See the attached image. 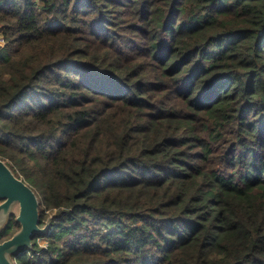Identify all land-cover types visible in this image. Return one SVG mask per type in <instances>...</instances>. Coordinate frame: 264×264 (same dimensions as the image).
<instances>
[{"label": "trees", "instance_id": "trees-1", "mask_svg": "<svg viewBox=\"0 0 264 264\" xmlns=\"http://www.w3.org/2000/svg\"><path fill=\"white\" fill-rule=\"evenodd\" d=\"M0 32V158L56 213L16 264H264V0H0Z\"/></svg>", "mask_w": 264, "mask_h": 264}, {"label": "water", "instance_id": "water-1", "mask_svg": "<svg viewBox=\"0 0 264 264\" xmlns=\"http://www.w3.org/2000/svg\"><path fill=\"white\" fill-rule=\"evenodd\" d=\"M18 212L15 213V207ZM40 200L38 194L23 178L14 174L0 158V231L11 215H15L19 229L0 243V264H16V258L24 248H32L36 234L44 233L50 226V218L39 224Z\"/></svg>", "mask_w": 264, "mask_h": 264}, {"label": "built area", "instance_id": "built-area-1", "mask_svg": "<svg viewBox=\"0 0 264 264\" xmlns=\"http://www.w3.org/2000/svg\"><path fill=\"white\" fill-rule=\"evenodd\" d=\"M9 45V42L5 39L3 34L0 32V49L6 48ZM40 244H44V240L42 238H38Z\"/></svg>", "mask_w": 264, "mask_h": 264}, {"label": "rangeland", "instance_id": "rangeland-1", "mask_svg": "<svg viewBox=\"0 0 264 264\" xmlns=\"http://www.w3.org/2000/svg\"><path fill=\"white\" fill-rule=\"evenodd\" d=\"M4 36V35H3ZM6 39V38H5ZM14 212L17 213L18 212V207L16 206L15 209H14ZM56 213L52 212L50 213V216L49 218H51L52 216H54Z\"/></svg>", "mask_w": 264, "mask_h": 264}]
</instances>
